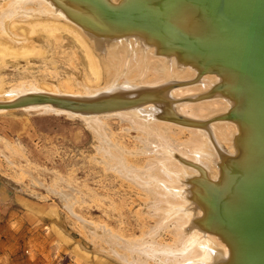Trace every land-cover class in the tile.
Returning a JSON list of instances; mask_svg holds the SVG:
<instances>
[{"label":"rangeland","instance_id":"1","mask_svg":"<svg viewBox=\"0 0 264 264\" xmlns=\"http://www.w3.org/2000/svg\"><path fill=\"white\" fill-rule=\"evenodd\" d=\"M53 19L3 22L0 100L26 81L36 90L77 94L84 92L79 83L90 90L102 85V70L96 83L88 68L87 54L98 57L88 39L77 28L76 36L64 29L49 34V26L64 23ZM103 118L99 131L107 128L112 146L129 152L134 164L152 157L139 153V132L128 122ZM94 134L87 118L42 109L0 112V264H127L117 257L128 254L120 240L136 239L152 224L149 201L104 168ZM169 238L161 231L157 239Z\"/></svg>","mask_w":264,"mask_h":264},{"label":"water","instance_id":"2","mask_svg":"<svg viewBox=\"0 0 264 264\" xmlns=\"http://www.w3.org/2000/svg\"><path fill=\"white\" fill-rule=\"evenodd\" d=\"M87 35L136 36L158 55L174 57L217 80L209 94L230 106L213 117L234 122L233 153L223 152L215 177H193V223L218 237L225 256L211 264H264V0H50ZM176 82L103 89L92 94L27 92L0 100V110L50 105L79 115L153 105L156 117L183 125L208 122L179 114Z\"/></svg>","mask_w":264,"mask_h":264},{"label":"bare ground","instance_id":"3","mask_svg":"<svg viewBox=\"0 0 264 264\" xmlns=\"http://www.w3.org/2000/svg\"><path fill=\"white\" fill-rule=\"evenodd\" d=\"M3 1L0 4L1 28L5 20L42 14L45 18L64 21L62 24L49 26V34L51 30L54 32L64 29L76 36L77 28L88 39L99 57L98 60L91 52L87 54L89 71L96 83L101 79V70L104 79L102 85L95 90H90L86 82L79 83L84 91L82 94L88 95L115 87L155 85L170 80L177 83L170 92L175 99L173 108L190 119L208 121L205 126L195 127L159 119L155 116L156 109L153 105L96 115H79L50 105L22 108L42 109L45 112L89 119L90 127L100 139L98 151L104 162L107 161L103 164L104 168L113 170L121 179L133 184L143 194L145 203L149 201L145 213L153 220L152 224H148L136 239L130 242L120 240V244H125L128 254L121 253L123 256L117 257L127 264H211L215 258L225 256V244L193 223V218L201 211L193 203L191 191V182L198 175V168H202L209 177H215L217 163L223 152L233 153L232 137L237 133V125L229 120L213 118L224 113L230 106L228 100L220 94H209L217 78L212 74L198 75L195 69L178 63L174 57L156 54L152 46L136 36H89L50 0ZM14 34L18 36L19 33ZM35 85L34 81L19 83L13 92L7 94L11 96L1 100H10L27 92L44 91L36 90ZM47 92L77 94L57 90ZM2 111L8 110H0ZM111 115L128 122L131 130L139 132L138 141L142 144L139 153L148 156L152 154L142 165L134 164L127 157L129 152H124L118 145L112 146L109 141L111 134L107 128L104 133L99 131L101 124L97 119ZM161 231L170 235L169 241L157 239ZM111 235L117 240L118 236Z\"/></svg>","mask_w":264,"mask_h":264}]
</instances>
